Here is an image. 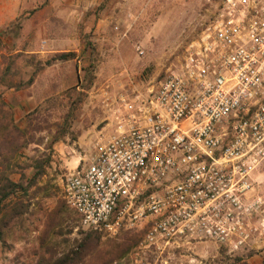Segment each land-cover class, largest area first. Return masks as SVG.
Segmentation results:
<instances>
[{
    "label": "rangeland",
    "instance_id": "obj_1",
    "mask_svg": "<svg viewBox=\"0 0 264 264\" xmlns=\"http://www.w3.org/2000/svg\"><path fill=\"white\" fill-rule=\"evenodd\" d=\"M222 1L0 0V106L33 138L3 171L26 187L34 164L51 158L37 185L7 202L22 214L0 222V264H56L77 250L90 231L65 203L63 184L93 153L94 132L106 124L101 91L121 70L142 82V90L179 71L187 46L215 23ZM58 54L70 57L54 61ZM255 186L245 204H260L245 216L242 244L144 249L140 225L131 234L101 235L100 250L123 248L113 264H264V176H256Z\"/></svg>",
    "mask_w": 264,
    "mask_h": 264
},
{
    "label": "built area",
    "instance_id": "obj_2",
    "mask_svg": "<svg viewBox=\"0 0 264 264\" xmlns=\"http://www.w3.org/2000/svg\"><path fill=\"white\" fill-rule=\"evenodd\" d=\"M142 88L122 70L101 91L113 131L66 176L67 206L106 238L144 225V249L242 244L264 176V0H223L181 69Z\"/></svg>",
    "mask_w": 264,
    "mask_h": 264
},
{
    "label": "trees",
    "instance_id": "obj_3",
    "mask_svg": "<svg viewBox=\"0 0 264 264\" xmlns=\"http://www.w3.org/2000/svg\"><path fill=\"white\" fill-rule=\"evenodd\" d=\"M70 54H58L54 61H67ZM51 65L48 62L46 66ZM35 81L33 77L24 87H31ZM1 82V80H0ZM14 88L21 89L22 85H15ZM5 104L0 106V222L9 217L12 220H16L22 214V211L18 207L11 206L7 202L15 197L19 192L27 193V189H32L37 185V182L45 174V167L51 162V158L48 157L44 161L39 160L34 164L36 170L35 175L26 187L23 184L13 182L7 177L3 167L10 163L9 160L15 159L19 154L27 149L28 145L31 144L29 134L22 132L15 123L14 115L6 112ZM32 138V137H31ZM33 139V138H32ZM59 138L57 137L54 143H57ZM24 178V177H23ZM66 203V202H65ZM61 213V212H60ZM80 218V217H79ZM133 231V230H130ZM129 232L127 234H131ZM100 234L90 231L85 237L78 243L77 250L71 251L66 256L58 259L56 264H113L118 262L122 257L121 247L112 248L108 251L100 250ZM115 245V244H113ZM128 245V243H126Z\"/></svg>",
    "mask_w": 264,
    "mask_h": 264
},
{
    "label": "crops",
    "instance_id": "obj_4",
    "mask_svg": "<svg viewBox=\"0 0 264 264\" xmlns=\"http://www.w3.org/2000/svg\"><path fill=\"white\" fill-rule=\"evenodd\" d=\"M72 15V16H71ZM74 15L75 14H70L69 16L70 17H74ZM1 21H0V25H1ZM127 70V69H126ZM122 71V70H121ZM120 71V72H121ZM120 72H117L114 76H113V78L115 77V76H117ZM115 89H117L116 87H115ZM103 111V110H102ZM101 113V112H100ZM103 115H100L102 118H103V123H104V121L106 122V124H104L100 129H98L97 131H95L94 133H96V136L95 137H93L92 139H93V142H92V147H93V145H94V143L96 142V140L98 139V136H99V134L100 133H111L112 131H113V129H112V126L111 125H108L109 123H111L112 121H113V118H112V116H109L110 115V113L108 114V113H106L105 111H103ZM107 133V134H108ZM78 167V166H77ZM77 167H76V169H77Z\"/></svg>",
    "mask_w": 264,
    "mask_h": 264
}]
</instances>
